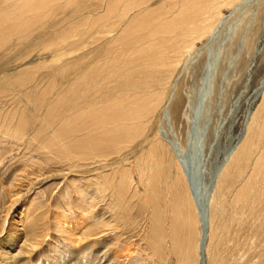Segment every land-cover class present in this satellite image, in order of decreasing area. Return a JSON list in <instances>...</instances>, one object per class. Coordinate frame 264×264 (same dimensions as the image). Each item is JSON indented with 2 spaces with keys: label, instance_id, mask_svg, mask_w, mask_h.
I'll return each instance as SVG.
<instances>
[{
  "label": "rangeland",
  "instance_id": "obj_1",
  "mask_svg": "<svg viewBox=\"0 0 264 264\" xmlns=\"http://www.w3.org/2000/svg\"><path fill=\"white\" fill-rule=\"evenodd\" d=\"M113 1L117 0H55L52 9L47 7L42 13H37L32 25L21 27L16 33L0 35V154H5L0 155V204L3 202L0 217L3 218L10 204L7 194L3 193L2 183L5 186L12 183L15 186L13 190L17 188L22 192L28 189L26 185L32 175L40 173L47 178L39 179L34 192L30 193L31 204L24 209L25 215L21 219L24 230L36 227L43 235L45 224H58V220L64 217L68 221L66 227L71 231V234L58 233L51 227L39 251L27 260L18 258L13 263L184 264L187 256L190 262L197 264L195 241H187L188 226L173 218L174 184L180 186L181 183L178 167L187 175L191 173L194 176L191 181L196 182V188L202 194L213 172L235 147L236 155L233 153L227 161L212 209L207 264H264V0H235L233 5H223L221 18L218 17L214 23L216 26L213 25L199 41L194 40V45L180 57L170 54L173 44L167 42L174 36L176 39L178 31H165L164 27L152 36L154 38L149 35L156 31L154 28L157 26L170 23L177 17L182 3L187 4L188 0H148L144 7L130 11L127 16L122 12L126 10L124 5L128 4L125 0H118L112 14L105 15L107 5L111 7ZM23 2L0 0V21L13 18ZM157 2H161L160 6ZM152 10L162 14V21L154 18L151 27L147 26L146 35L142 34L141 44L144 45L141 48L155 50L156 55L167 51V58L173 61L178 58L179 62L171 72L162 73V85L151 92L159 93L156 111L146 116L140 130L137 127L130 143H120L115 147L108 143L102 150L103 156L100 153L101 157L85 149L86 154L93 156H86L83 160L80 157L70 161L61 158L48 160L45 151H39L37 144L29 139L36 134L43 118L60 117L51 120L56 123L52 127L56 128L60 120L82 110V102L79 101H82V94L78 92L81 83L77 78L83 73L89 71L88 79L97 78L99 87L95 101L98 99L99 105L112 103L125 92L129 95L134 93L135 89L125 84L129 69L123 66V62L133 56L131 53L139 46L136 48V44L131 42L136 38L135 33L126 37V28L135 23V16L139 18ZM111 21L115 24L112 25ZM105 27H111V32ZM106 50H110L111 55ZM123 53L129 57H124ZM105 54L111 57L107 58ZM80 56L87 57L83 59ZM117 69L116 77L109 76ZM140 87L138 89L144 90ZM171 89L173 94L166 104ZM96 90L93 86L88 93L93 95ZM75 103L77 107H73V112L69 111ZM164 106L166 114L162 122ZM20 117L26 124L22 142L2 138L1 127L12 129ZM248 127L250 130L246 129ZM152 145L161 154L155 179L151 177L150 160L147 159ZM119 181L121 184L118 186ZM108 182L112 185L103 190V185ZM122 186L125 193L119 204H122L120 210H124L122 214H116L119 208L114 207L117 202L112 190ZM150 192L152 203L148 197ZM153 209L163 214L161 225L164 228H152L156 221ZM110 214L117 217L118 231L107 236L105 222ZM178 225L182 230L176 231L177 237L183 245H177L179 241L176 243L174 240L177 238L171 236ZM158 235L164 238L163 242H158ZM154 242L159 244L158 250H155ZM187 244L190 247L186 251ZM0 264H5L1 255Z\"/></svg>",
  "mask_w": 264,
  "mask_h": 264
},
{
  "label": "bare ground",
  "instance_id": "obj_2",
  "mask_svg": "<svg viewBox=\"0 0 264 264\" xmlns=\"http://www.w3.org/2000/svg\"><path fill=\"white\" fill-rule=\"evenodd\" d=\"M54 1L55 0H24L23 4H21V6H19V9L17 10V14H15V16L13 18L7 17L4 20H2V22L0 21V27L5 28L3 30H0V35H2V36L8 35V33H10V32L16 33V32H19L18 31V30H20L19 28L32 25L34 17H36L37 13H40V12L42 13V10L43 9L45 10L47 7H50L52 9L51 5L53 3H55ZM106 1L108 2V0H106ZM147 1L148 0H125V2L128 4V6L124 5L126 10H123L122 15L127 16V14H129V12L134 10V9L139 10L140 8L144 7L145 4H147L146 3ZM234 1L235 0H191V3H190L188 0V2L186 1L187 4L182 3V6L178 12L179 15H177V13H176L177 17H175V18L173 17L174 19L171 20L170 23L163 24L162 26H157V24H156L157 27L154 28V29H156V31H153V32L150 31L151 33L149 36L152 37L157 31L159 32V29L162 30L164 27H166L165 31H168L169 29H174L173 32L178 31L179 34H178L177 38L175 39V36H174L173 40H168L167 42L171 41L173 44V46H171V44H170V46L172 48V51L170 52V54H172V56L174 55V56L180 57V55H184V54H181L182 52L189 50L194 45V43H193L194 40H196V39L198 40L200 37L206 36V34H208L210 29L213 28V25H215L214 23L217 21L218 17L221 18L220 9L222 8V6L223 5L226 6V4L230 5ZM109 2H111V1H109ZM116 2H118V0L115 1L112 4V6L109 8L107 5V9L105 8L106 9L105 15L110 16L112 14V10L114 9V7H116V5H115ZM181 2H182V0H181ZM160 3L158 4V2H157V5L160 6ZM17 4H19V3H17ZM57 4H58V2H57ZM57 4H54V6ZM170 4H172V2ZM170 4H169V6H170ZM117 5H120V4H117ZM172 6L173 5H171V7ZM176 6L177 5H175V8H176ZM121 7L122 6H120V8ZM50 8H48V10ZM152 8H153V6H152ZM53 9H55V8L53 7ZM143 10H145V9H143ZM155 10H156V8H155ZM177 11H178V9H177ZM134 13H135V11H134ZM158 13H159L158 10L157 11L152 10V11L146 12V14L144 16H141V17L139 16V18H136V16H135V19H137L135 21V23L134 22L131 23L129 25L130 28L129 27H128V29L126 28V30H128L126 32V37L128 38V36H131L133 33H135L136 38H135V40H133V38H132L133 41H131V42L133 44H136V48H137V46H139L138 49H134L133 52L131 53L133 56L129 55L127 52V54L129 56H131L132 58L129 56H124V53H123L124 57H129L127 59L125 58V60L123 62V66L126 69L130 70V71L129 70L126 71V76H127L126 80L127 81L125 84L127 87H131L133 90L135 89L134 93L129 95L125 92V94L121 95L118 98V100H115L112 103L104 104L103 106L99 105V104H97L98 99H97V101H95L96 100L95 99L96 94H98V87H99V84L96 83L97 78L93 79L91 77L88 79L87 75L89 74V71H87L86 73H83L82 75L79 74V75H81L80 78H77V76L75 77L77 79H80V80H77V79L76 80L79 81V83H81L80 84L81 87H79L78 92L80 91V93L82 94V98H81L82 101L79 100L80 103L82 102V107H81L82 110L77 112L79 114L74 113V115L72 114L71 116L66 117L63 120H60L56 128L52 127L54 122L52 123V121H51V120H53V118L57 117L56 115L52 116L51 118H50V116L43 118L42 123L37 126L36 134L34 136H32L29 140H31L32 143L37 144L39 151H42V152L45 151L44 155L46 157H48V160L52 161L53 159H60L61 158V159H65L64 161H70V159H75V157H80V159L83 160V158L86 156H90V155L93 156L92 154L100 156V153H101V156H103L102 150H104L106 148V145L108 143H111L112 147H115L118 144L120 145V143H130L131 138L134 136L133 134L135 133V131H137L136 130L137 127L139 126L138 130H140L145 123L143 120L146 118V116H148L151 112L156 111L155 109L158 107V102L160 99L159 95H158L159 93L154 94L151 92L154 91V89H156V91H157L158 90L157 88L162 85V83L164 81V77H163L162 73H164V75H165V74L171 72V70H173L174 67L179 63L178 58H176V60L173 58L175 61L171 60V58H167V56H165V55L169 54V53H167V51H166V53H163V54H161L159 52V54L156 55L155 50L147 51L144 48H141L144 45V44L143 45L141 44L142 34L145 32V29H147V26L154 22V18L160 19V20L162 19V16H161L162 14L158 15ZM172 14H175V13L173 12ZM41 15L43 16V14H41ZM46 15H47V13H46ZM140 15H142V14H140ZM156 15H158V16H156ZM44 16H45V14H44ZM114 18H115V16H114ZM108 19H110V18H108ZM122 19H124V18H122ZM125 19L127 21L126 17H125ZM124 20H122V21H124ZM105 21H107V19ZM105 21H104V23H105ZM117 21H120V20H117ZM127 22H126V24H127ZM118 23H120V22H118ZM217 23H219V21ZM114 24L115 23L112 22V25H114ZM159 24H160V22H159ZM92 25H91V27H92ZM124 25H125V23H124ZM150 27H151V25H150ZM105 28L108 29L109 27H105ZM110 28H109V32H111ZM215 30H217V29H215ZM146 33H144V34L146 35ZM112 34H114V32ZM117 35H119V34H117ZM117 35H116V37H117ZM175 35H176V33H175ZM161 36H162V34H161ZM82 37H83V35H82ZM104 37H102V38H104ZM178 37H180V38L178 39ZM118 38H120V37H118ZM122 38H120V39H122ZM127 38H125V39H127ZM152 38H154V37H152ZM79 39H80V37H79ZM120 39H117L118 42ZM157 39H159V38H157ZM167 39H169V38H167ZM197 40H196V42H197ZM97 41H99V40H97ZM111 41H113V39ZM154 41H152L151 43H154ZM124 42H127V41L124 40ZM129 42L130 41H128V43ZM132 43L130 45L131 47L133 46ZM161 43L162 42H160V44ZM119 44H120V42H119ZM120 45L122 46V44H120ZM126 47H128V46H126ZM131 47L129 49H131ZM116 48L118 49V46ZM146 48L148 49V47H146ZM158 48L161 49L160 47H158ZM119 49H120V47H119ZM123 49L125 52V50H126L125 47ZM116 50L114 47L115 52H116ZM127 50H128V48H127ZM106 51L108 54L110 53V50H109V52H108V50H106ZM115 52L114 53L112 52V53L115 54ZM85 55H87V54H85ZM105 55L107 56V58L111 57V56L108 57L107 54H105ZM109 55H111V53ZM113 56H116V55H113ZM152 56H156L157 57L156 59H158L159 61H157L155 58H151ZM80 57H82V56H80ZM84 57H87V56H84ZM84 57H82V58L85 59ZM106 63H107V60H106ZM129 67H132V68H129ZM99 70H103V69H99ZM85 71H86V69L84 70V72ZM64 72H66V71H64ZM116 73L118 75V69H117V72L111 71L109 73V76L114 77L116 75ZM159 74H160V76H159ZM76 75H78V74H76ZM74 83L76 86V82H73V84ZM137 85L142 86L140 88H143L144 90L138 89L139 86H137ZM93 86H94V88L95 87L97 88V90H96L97 93H94L93 95H91V93L89 94L88 92H90V90L92 89ZM72 87H73V85H72ZM136 87H137V89H136ZM100 88H102V87H100ZM139 90H141V91H139ZM104 91H103V93H104ZM63 92H65V90ZM172 94H173V90L170 92L169 97H168L167 101H165V103L169 101ZM68 95H71V93ZM68 95H67V97H68ZM78 97L80 98V96H78ZM263 97H264V93H263ZM68 98H70V97H68ZM59 99H61V98H59ZM63 99H65V97H63ZM53 105H56V102H55V104L53 103ZM60 105L62 106V104H60ZM75 106H76V103L72 107H70L71 109L69 108V111L73 112L72 109H73V107L75 108ZM49 113H48V115H49ZM58 114H59V112H58ZM68 114H66V116H68ZM165 114H166V107L163 108V110L161 112V121L162 122L164 121L163 119L165 118ZM57 118L60 119V117H57ZM44 120H46V121H44ZM24 122L25 121L23 120V118L20 117L18 122L15 125H13L14 127L12 129L9 126L1 127L2 138H4V137L10 138L13 141L15 140L16 142L21 143L22 142L21 139L23 138V136L25 134V128H26L25 127L26 124ZM28 125H29V123H28ZM32 126H33V122H32ZM246 129L250 130L249 127ZM247 130H245V131H247ZM47 131H49L48 134H47ZM125 132L126 133L132 132L131 133L132 135L126 134ZM244 133H246V132H244ZM248 133H249V131H248ZM108 134H112V135H108ZM37 137H41V138L36 140ZM257 143H258V141H257ZM14 145H16L15 142H14ZM11 147L13 148V146H11ZM16 148H17V146H16ZM85 149L89 150V151L92 150V154H90V155L86 154L84 151ZM243 150L245 151V149H243ZM5 151H7V150H4V152ZM235 151H237V150L235 147H233L232 150L228 153L226 159L223 161L222 165L213 172L212 176L209 179L207 186L204 189L205 191L202 194H200L199 191L197 190L196 182L191 181V179H192L191 177H194V176H192L191 173H189L190 175L189 174L187 175L183 169L178 167V174H179V178H180L181 183H180V186L177 183L174 184V192L172 194V196H174V200L172 202L173 218H175V221L179 222V224L185 222L186 226H188L187 241L191 240V239H193L195 241L194 254L198 258L197 264H207V260H208L207 246L209 245L208 244L209 243L208 238L210 239V231H211L210 230V228H211L210 224L212 221L211 218L213 216L212 215L213 214L212 209L214 207L215 201H216L217 196H218L217 193L220 189V182H221L220 179H221L223 173L226 172L225 168L227 165V161L229 160L230 157L231 158L233 157V153H235ZM256 154H258V151ZM0 155H5V154L3 152H1ZM235 155H236V153H235ZM248 155H250V153H248ZM160 156H161V154L160 155L158 154V151H156L155 145H152L151 148L149 149L147 159L150 160V172L152 173L151 177L153 179H155V177L157 176L155 171L157 170V168L160 167L159 166ZM2 158H4V157H2ZM64 161H62V162H64ZM72 161H74V160H71V162ZM259 162H260V159H259ZM1 163L2 162L0 161V164ZM242 163H243V161H242ZM67 164H68V162H67ZM62 166H64V165H62ZM20 170H22V169H20ZM31 174H33V173H31ZM32 176L33 177L29 179V181L26 185V186H28L27 187L28 189H26L22 192L17 191L16 190L17 188L15 190H13L15 188V186L12 183L9 184L8 186H5L2 183V186H1V187H3L4 195L7 194V197L9 198V202H10L9 206L7 207V209L5 211V214L3 215V218L0 217V255L3 258V263H5V264H14L13 262L18 260V258L19 259L23 258L24 260L25 259L27 260L31 256H33V254L35 252H37L41 249L40 245H42V243L44 242V240H45L44 238L47 236L48 230L51 227L53 229H55V231H57L58 233L64 232V233H68V234L70 233L71 234V231L68 229L69 227H66V226H68V221L64 217H62L58 220V224H54V225H49L48 223L45 224L44 228H43L45 232L43 235H40V233L42 231H39V228H36V227L35 228L33 227V229L30 228L32 231L31 230H24V226H23L24 224H21V219L25 215L24 209L27 206H29V204H31L29 197L35 190V183L41 178H43V179L47 178V177L44 178L43 174H40V173L38 174V176H35L34 174ZM121 177H122V175H121ZM16 180H18V178ZM109 184L112 185V183L108 182L107 185L105 184V185H103V187L102 186L101 187L103 188V190H107L106 188H107V186H109ZM119 184H121L120 181L118 183V186H119ZM124 188L125 187H123V186L121 188L114 187V189L112 190V194H113L114 198H116V202H117V204L114 205V207L119 208L116 211L117 212L116 214H120V213L122 214L123 210H124V209L123 210L121 209L122 211L120 210V208H122V204H119V201L122 199L121 196L123 195V193H125ZM154 188H153V190L155 191ZM148 197H149V201H151V203H152L153 196H151V192H150V195ZM2 203L3 202L1 201V204ZM111 210H112V208H111ZM153 212L156 215V217H155L156 221H155L154 225L152 226V228L156 227L158 229L161 226L164 228L163 224L161 225V217L163 214H161V212H159L158 209L156 211H154V209H153ZM204 215H206V223H205L206 225L203 222V216ZM32 220H35L36 222H37V220L39 221V219H36V218L35 219L33 218ZM55 221H56V219H55ZM116 222H117V217H115L111 214L108 217V219H106V222H105L106 224L105 223L104 224H105L107 236L110 233L113 234V233H115V231H118L117 226H116ZM204 225L207 226V232L205 234V239H204L205 243L203 244L202 239L204 237V227H205ZM181 226H183V225L181 224ZM181 226L178 225V227H179V228L177 227L178 230H176L177 228L176 229L174 228L173 235L171 234V236H173L174 238H177V240H174V241H176V243L179 241V239L177 237L178 232H176V231L181 232V230H182ZM195 226H197V231L194 232ZM28 229H29V226H28ZM114 229H116V230H114ZM157 239H158L159 243L163 242L162 240H164V238L162 236H159V235H158ZM47 241H48V239H47ZM154 243H155V247H156L155 250H158L159 244L157 242H154ZM181 244H182L181 241H179L177 243V245H181ZM109 246H111V245H109ZM189 247H190V245L187 244L186 251L188 250ZM178 248H179V246H178ZM109 250H111V249H109ZM115 256H116V254H115ZM186 258H187V262H185L184 264H194L193 261L190 262V259L187 256H186Z\"/></svg>",
  "mask_w": 264,
  "mask_h": 264
},
{
  "label": "water",
  "instance_id": "obj_3",
  "mask_svg": "<svg viewBox=\"0 0 264 264\" xmlns=\"http://www.w3.org/2000/svg\"><path fill=\"white\" fill-rule=\"evenodd\" d=\"M203 222H204V224L206 223V215L203 216ZM205 225H206V224H205ZM205 225H204V226H205ZM206 232H207V226L204 227V237H203V239H202V240H203V244L205 243L204 239H205V234H206Z\"/></svg>",
  "mask_w": 264,
  "mask_h": 264
}]
</instances>
